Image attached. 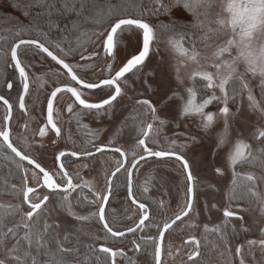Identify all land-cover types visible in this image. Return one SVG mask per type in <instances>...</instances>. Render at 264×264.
<instances>
[{
    "label": "snow or ice",
    "instance_id": "6c2138e0",
    "mask_svg": "<svg viewBox=\"0 0 264 264\" xmlns=\"http://www.w3.org/2000/svg\"><path fill=\"white\" fill-rule=\"evenodd\" d=\"M214 3H220L226 13L224 18H213L210 14V9L214 7ZM183 7L192 12L194 20L190 24H181L176 20H172L169 24L152 25L146 22L144 17L146 15L159 16L162 13H168L173 8ZM9 7L21 8L23 7L24 16H32L34 30L37 36L41 39H24V30L21 28L17 31L16 36L18 43L10 48L11 61L14 64V69L19 72L23 84L24 95L18 97L19 108L26 111L25 96L29 93V76L22 66L21 59L18 57V50L22 46H30L26 51L30 52L32 47L38 49L40 53L46 54L51 58L56 65L60 66V70L53 73L59 79L61 76L70 78L71 82L79 85L82 89H108L109 97L102 102L91 103L82 98V92L76 86H58L50 93V98L47 100V124L51 126L56 136L61 135V129L57 127L53 120V103L57 98L58 93H70L74 98V103L78 104L80 108L91 112L95 110L100 113L101 110L107 111L106 106H112L114 101L122 95V86H127V74L131 73L135 76L145 66V61L149 57L150 47L154 40L158 43V34L163 30L166 33H171L169 44L172 50L178 55V64L182 62H195L198 66L191 73L190 78L193 81V86L188 89L187 100L182 108V115L185 117L199 116L202 120V127L208 130L213 126L216 117L208 113L206 109L213 105L214 102L220 103L223 106L220 108V115L225 118V130L228 128L227 118L229 117V104L235 103L237 95H243L247 92V99L250 102V107L253 111L258 112L259 116H264V104L258 102L253 95L251 88L244 81V74L251 73L253 76H259L261 83L259 84L260 96L264 101V0H149L147 7H135L133 11L129 12L121 4L114 3L113 0H104L101 5L99 0H26L23 5L11 4ZM35 11V15H33ZM63 16L65 18L74 16V19L68 20L61 28L60 24L54 17ZM215 24V28L208 27V24ZM44 25L47 26V31H43ZM180 28H190L191 31H179ZM57 30L62 36V41H48V35L52 30ZM142 30L141 47L137 53L132 54L127 59L123 67L115 71L114 76L103 79L100 83L85 82L78 75V65L74 67L67 62L69 57L80 54L81 59L89 60L99 53L92 55H83L85 46L80 44L81 39L93 41L100 37L103 51L109 55L114 56L118 50V39L130 32ZM230 33V38L223 41L222 44H217L218 50L214 54V60L211 65L200 62V52L197 48L198 43L203 44L205 48L209 47V41H219L224 36ZM76 34L78 47L72 48L69 45L68 37ZM199 34V35H198ZM187 38V39H186ZM190 45L186 47L185 45ZM51 49V50H50ZM7 57L8 53H4ZM225 56L228 58L225 59ZM243 64L246 65V72L244 74L238 73V67ZM209 67L215 68V72L209 71ZM135 70V71H134ZM108 71L112 73V67L109 65ZM204 82L202 85L203 91L211 90L207 98H203L202 102L197 103V81ZM12 84H8L11 89ZM219 89L220 96L216 95L215 90ZM114 90V92H113ZM177 99H183L175 94L168 95L165 93L162 96V101L167 100L165 106L171 108L172 104ZM0 101L7 106L8 115L5 116V122L11 119L12 105L7 99L0 96ZM137 108L136 116L133 118L136 121L134 125L138 129V138L136 144L131 151L132 159L128 160V153L120 147L114 146L106 147L104 145H95L93 147L95 152L111 151L119 153L120 159L116 161L115 170L106 179L104 193L96 192L88 181L80 182L79 176L72 177L66 171V165L62 158L66 156L72 157H93L95 152L91 149H85L81 153L60 151L56 156V160L60 161L56 172L46 170L30 155L31 145L27 138L20 141L23 147L16 146L11 138V129L5 127L0 129V154L7 158V153L14 154L18 158L16 165L21 172V187L11 185L8 194L13 195L19 203L12 205L0 204V264H92L87 258L75 257L69 259L76 250V247L81 243L80 236L77 235L79 228L66 225L63 222L53 220L49 222V215L66 213L76 222H92L95 217L102 225L103 230L112 237H121L125 233L123 231L114 230L106 218V205L112 195V188L114 179L117 178V173L122 169L126 173V187L128 189L129 197L133 193V172L130 169H135L141 161L147 160L149 157L165 158L174 157L181 165L183 172L186 174V202L181 211L170 220H165L162 223V230L158 231L159 242L153 240V259L154 264H162L161 255L163 250L164 233L173 229L177 225V221H184L194 210V190L196 177L191 170V160L185 153L195 144V138H191V143L177 144L176 140L168 142V149L153 150L150 143L159 147L158 133L156 125H164L166 121L159 116L158 105L154 106L149 99H138L136 101ZM68 112L73 111L72 105H69ZM239 111V109H237ZM79 116V113H77ZM150 121V122H149ZM27 128V125H25ZM41 137L46 135L45 128L39 130ZM253 140L256 141V151H253V145L242 139L237 140L232 150L228 154L227 165L232 172L231 189L229 194L230 205L235 204L236 211L231 210V207L223 211V216L228 218V221H243L242 213L249 210L248 207H243L247 204L249 207L253 203L261 205V213L264 215V196L258 191L260 181H264V130H259L253 135ZM226 144V131L219 138L218 148ZM142 149L137 156L136 149ZM179 148V152L176 149ZM31 166V168L25 166ZM125 164L128 167H125ZM245 165L251 167H258L261 175L249 173L242 175L237 171L239 167ZM87 167V165H85ZM38 169V173L35 171ZM218 175H223L224 172L217 168ZM29 174L39 183L42 178V187L49 191L41 198L37 192V188L29 186ZM42 174V177L39 175ZM60 179H56V175ZM82 186H87L91 192L93 199L88 200L87 196H73L77 189ZM144 192L148 188L143 189ZM55 198L56 203L49 206L50 199ZM74 202L82 206H93L97 208L96 212L82 215L74 211ZM132 203L137 205L140 211V218L135 227H129V233H136L137 230H143L145 221L150 219L148 206L143 202H138L132 199ZM27 205V209L24 208ZM163 207V204L160 205ZM214 207V206H213ZM18 217V219H17ZM226 221L223 225L209 229L205 226L204 231L207 233L211 231L215 233L219 244H214V247L223 245L221 255L230 252L229 242L227 238V228L229 223ZM153 227L157 225L153 224ZM190 227H196L195 224H190ZM243 227V225H241ZM247 231V228L243 229ZM232 231L236 228L232 224ZM261 234L264 235V228L261 229ZM98 239V237H95ZM11 247H9V244ZM135 250L140 251L141 245L133 242ZM187 244L194 246V250L188 255L189 261L193 264H199L197 257L201 256L200 248L201 242L195 236H189L185 241ZM249 246H256V241H249ZM71 245L72 247H66ZM93 252L97 249L92 247ZM259 247L264 251V239L259 241ZM33 250L36 255L33 256ZM99 253L107 254L108 260L106 264H118L117 256L123 257L124 251H114L112 248L101 245L98 249ZM169 254L171 250L169 248ZM235 255L240 257V264H245L242 255V248L235 249ZM46 259L42 262L40 257ZM96 264H100V257H96ZM130 264L133 262L130 261ZM227 264H233L228 261Z\"/></svg>",
    "mask_w": 264,
    "mask_h": 264
},
{
    "label": "rangeland",
    "instance_id": "374dc122",
    "mask_svg": "<svg viewBox=\"0 0 264 264\" xmlns=\"http://www.w3.org/2000/svg\"><path fill=\"white\" fill-rule=\"evenodd\" d=\"M215 15V18H224L226 16L222 4L218 3ZM6 33V31H0V40L3 38V36H5ZM230 35L231 34L228 33L217 44H222L224 40L230 38ZM170 38L171 35L168 34L166 36L158 37V43L154 40L153 44L151 45L149 58L146 61L145 66H142V70L138 72L135 76L131 75L129 78H127V81L129 84L134 86V88H136L140 94H142L143 96L145 95L151 97L152 100H149L153 103L154 106L158 105L160 109V118L166 121L164 125H156L159 147L157 145H153L155 150L158 148L160 150L161 148L167 150L168 142L171 140H176L177 144H183L191 143V138H195L196 144L192 148L187 150L185 153V155L191 160V170L193 172V175L196 177L195 188L197 201L195 205V212L189 219L194 221L199 215L200 218H202L204 215L206 218H208V221L205 223L206 225L208 222L213 223L223 219V221L226 222L228 221V218H225L223 216V211L229 207H231V210L236 211V206L228 205L224 207V209H220V214L217 213L219 214L218 218L212 219V216H215L216 213H213L211 211V209H213L212 206L206 204L205 202L207 200L204 201V199L205 197H207L209 198V200L211 199L210 202L212 203L213 201H216L215 199L217 197H225L227 195L229 186L232 181V172L227 165L228 154L232 150L237 140L242 139L243 141L250 144V137L252 133L259 130H264V116H259V113L253 111L252 108L249 106L250 102L247 99V92H245L241 96V100L239 101L236 107H232L233 104L231 103L229 104L231 114L227 118V130H225V118L220 115V108L223 106L220 103L214 102L213 105H210L206 109L208 113H211L216 117L213 126L210 127L208 130H205L202 127L201 117L195 115L189 117L183 116L181 113L182 108L187 100L188 89L193 86V81L190 76L198 65L195 62L191 61L182 62L178 64V60L181 58H179L178 55L172 50V47L169 44ZM102 39L103 37L93 40L85 48V50H83V55L88 56L93 53L92 50L94 47L101 48L100 41ZM141 39V30L130 32L118 39V50L116 51V54L112 57H105V76L107 78H109L110 75L113 76L115 71H118L121 67H123L127 59L130 58L132 54L137 53L138 49H140L141 47ZM217 44L207 51H200L198 49L200 52L199 59L201 63H207L211 65L213 62H216L214 60V54L218 50ZM29 47L30 46H25L19 50V58L21 59L22 66L25 67V70L28 73L30 82L32 84L30 87V91L40 92L41 97L44 99L43 102L46 103L51 91H53L55 87H58L66 82L68 83L67 76L64 75L57 79V77L54 76L53 73L57 70H62L46 55L40 53L38 49L32 47V50L30 52L26 51V49ZM77 56L78 55H76L74 60L70 61L73 66L78 65L80 69H83L92 65V60L88 62L87 60L81 59V57L77 58ZM227 58L228 57L225 56V59ZM96 62H98V58ZM109 65H111L112 67L111 74L108 71ZM10 70L11 75L9 77V80L6 81V83L4 84L3 90L0 92L2 94L7 92L6 90L9 83L12 84V92H21L22 83L19 75L13 67L11 58ZM208 70L213 73L216 71L215 68L212 67H209ZM245 72L246 65L241 64L238 67V73L244 74ZM96 75L97 74H92L89 76L83 75V77L93 79L96 78ZM244 81L251 88L252 93L256 97L257 101L261 102L258 99L256 93L257 86L261 83V78L258 75L253 76L251 73H246L244 74ZM106 91V93L109 94V90L106 89ZM126 91L127 90L124 91L125 94H123L122 96L125 99L127 98ZM215 92L217 96L221 95L218 88L215 90ZM165 93H167L168 95L175 94L176 96L182 97L183 99L175 100L171 108H168L165 105L169 103V101H162V96ZM197 103H200L198 96ZM44 108L45 105L42 109V113ZM237 109H239V111H237ZM225 131L226 144L218 148L219 138L222 134H225ZM110 132V127H108L106 130V134ZM135 133L137 135V138H141L139 137L138 129L136 127ZM47 134L48 136L51 135L49 131H46V135ZM50 140L52 141V139ZM48 144L51 146L50 141ZM52 150L54 153H57L59 151L56 148ZM141 151L142 149H139V154ZM176 151L179 152V148H177ZM7 155L11 154L7 153ZM42 165L44 167L49 168L51 172L55 173L57 170L55 160L50 164L46 163ZM84 165H86V161L80 162L81 167H83ZM157 168H159L160 171H157ZM217 168H220L224 172V174L218 175L216 172ZM111 171H113V169H107L106 172L101 171L98 176L89 174L85 175V178L87 180L94 179L95 183L98 186L93 184L92 187L95 186L98 189V192L104 193L106 179L108 176H110ZM237 171L240 172L242 175L253 173L257 175V177L260 176L259 174L255 172H250L247 169L241 170V168H238ZM159 173L161 174L159 175ZM57 176L60 178L58 174ZM185 176L186 175L183 172L180 163L172 159H166L163 161H146L139 166L137 171V179L139 180V183L143 181L142 189H144L145 187L148 188V191L145 194L150 195L151 197H157V202L159 201L160 203H162L163 198L158 197L160 193H162L160 192L158 183L160 181V178L164 179L165 184L163 186V189L164 191H166L167 201L169 203H172L171 205H174L173 210L168 212L170 214L179 213L186 202ZM38 185L39 183H37L36 179L33 178L31 174H29V186L37 188ZM200 191L203 192L202 196L205 197H200ZM258 191L262 196H264V181H260ZM38 194L42 198L43 195H45V192L44 190H41L38 191ZM80 196H87L88 200L93 199L92 195L81 194ZM55 203V198L50 199V208L51 205H54ZM113 203L125 215L123 219V222L125 221V223H122L123 226H132L136 222V218L137 216L139 217L140 213L130 203L127 193L124 191L120 195H116ZM76 205L77 204H74L75 211H77L78 209ZM51 215L57 220V222H63L65 224L71 218L67 216L66 213H61L59 215ZM242 215L244 216V220L243 223H240L238 225L240 227L237 228V223H234V225L236 226V229L238 230L239 234L245 232L242 230L240 231V229H249V234H247V231L244 233L245 236L240 237L241 241L245 237L246 243L241 242L244 243L242 245L239 242L236 236V232H234L235 234H233L235 238H231V233L228 234L227 237L229 242V248L231 249L228 256L237 263L240 259L236 258L237 256L235 255V249L237 247H241L245 264H260V262L257 260V256L255 253L259 248V241L261 239H264V235L261 234V229L264 228V215H262L261 213V205L256 203V206L242 213ZM71 220L73 219L71 218ZM151 221L152 222L148 224V227L146 224L145 228L139 232V235L134 237L135 242L141 245V250L143 251V254L138 259V262H140V264H146L151 259V245L148 243H150L149 241H153L154 239L155 241H157L158 231L160 229V226L162 225V222L159 220V218L154 215L152 216ZM201 222L203 223L202 220ZM232 222L234 221H228L229 224L231 223L230 225L233 224ZM82 224L76 223L77 228L80 229L79 232L81 236L86 232H88V234L90 235L91 232L92 234H97L99 238L103 236L100 225H96L94 222H92L91 225L89 223L88 225L90 226H85ZM153 224L157 225V227H153ZM241 225H243V227H241ZM91 240L94 241L96 245L114 247V244L109 243V245L101 239L97 240L92 238ZM204 240L206 241V239ZM249 241H256V246L250 247L248 244ZM121 249L125 253L127 252L130 256L131 254H134L136 252L135 245L132 243H123ZM208 258L211 260V262L213 261L212 264H227L226 261L221 257L220 253H216V255H212V257ZM122 259V257H119V262L122 261ZM208 264H210V262Z\"/></svg>",
    "mask_w": 264,
    "mask_h": 264
},
{
    "label": "flooded vegetation",
    "instance_id": "af4514ba",
    "mask_svg": "<svg viewBox=\"0 0 264 264\" xmlns=\"http://www.w3.org/2000/svg\"><path fill=\"white\" fill-rule=\"evenodd\" d=\"M92 51L93 53H91L90 55L97 53V52L99 53V55L94 56L93 59L87 60L88 62L92 60L93 62L92 65L85 67L83 69H80L79 67L77 71H78V75L85 82L100 83L103 79L107 78L105 76L104 62H105V57L109 55H107L103 51L102 47L101 48L94 47ZM75 57L76 55H74L73 57H69L67 62L70 63V61L74 60ZM78 57H81V56L78 55L77 58ZM109 57H112V56H109ZM97 58H98V62H96ZM92 74H97L96 78L90 79V78L83 77V75L89 76ZM131 75L132 74L129 73L126 76V79L129 78ZM67 80H68V83L67 82L63 83L60 86H76L77 89L82 92V98H84L87 102H91V103L102 102L104 99L109 97V94L106 93L107 92L106 88L103 90L101 89H82L79 85H75V82H71L70 78L67 77ZM21 83H22V80H21ZM29 85L30 87L32 85L30 82V79H29ZM30 87H29V93L26 95V98L24 101L26 105V111L20 110L19 101H18V97L23 95V84L21 85V92L14 93L12 92V87L11 89H9L7 86V90H6L7 92L4 94H0L2 97L7 99L9 103L12 105V115H11V119L8 120L9 121V127H8V121L5 122V119H4L5 116L8 115L7 106L4 105L3 102L0 101V129L4 128L6 124L7 127L11 129V138L15 142L16 146L18 147L22 148L23 145H21L20 141L27 138L29 144L32 146L30 150V155L36 158V160L41 164L42 167H44L42 164H46V163L50 164L55 160L56 168L58 169L59 162L56 160V156L59 154L60 151H65V152L75 151L77 153H81L85 149H91L93 152H95V147H93V143H89V141H93L95 145H104L109 148L112 147L113 142H115L114 146L120 147L122 150L128 153V157H127L128 160L132 159L131 151L133 149V146L136 144L138 140L137 135L135 133V126H134L136 124V121L133 119L136 116V111H135V109L137 108L136 101L138 99H151V97H148L145 95L143 96L142 94L139 93V91L136 88H134V86L129 84L127 81V86H122L121 97H118L117 101H114L112 106L110 107L106 106L107 108L106 112L104 110H101L100 113H97L95 110H92L91 112H89L88 110H84L80 108L78 104L74 103V98L71 97L70 93L61 92L57 95V98L53 103V120L56 123L57 127L61 129V135L57 137L55 132L52 131L51 126L47 124V102L46 103L43 102L44 99L41 97L40 92L30 91ZM125 90H127L126 99L122 97L123 94H125L124 93ZM44 105H45V108L42 113V109ZM69 105H72L73 107V111L71 113L67 111ZM44 111H45V114H44ZM77 113H79V116H77ZM25 125H27V128L25 127ZM108 127H110L111 132L106 134V130ZM41 128H45V130L49 131L51 135L48 136L47 134L41 137L39 135V130ZM50 139H52V141ZM49 141L51 142V146L48 144ZM150 147H152L153 150H155V148L153 147V144L151 143H150ZM54 148L58 149L59 151L57 153H54L52 150ZM156 150H160V149L158 148ZM136 151H137V156H138L139 148H137ZM11 155L14 156V154H11ZM120 159H124V158L120 157L119 153H113L111 151H106L100 154H95L93 157L66 156L62 158V161L66 165V169H67L66 171L72 177L75 178L79 176L81 178L80 181L74 180V182H80L83 185V181L87 180L85 178V175L92 174V175L98 176V174L101 173V171L106 172L107 169H113L114 171L116 167V161ZM155 160L163 161L157 158H150L145 161H142L135 169H130L133 172L132 180H133V193L134 194H137V195L140 194L139 193L140 183H139V180L137 179V171H138L139 166L146 161H155ZM82 161H86L87 167H85V165L83 167L80 166V162ZM25 165L27 166V164ZM125 167H128V165L126 164ZM44 168L46 170H49V168L47 167H44ZM35 171L38 173L37 170ZM113 171H111V173ZM39 175L42 177V174H39ZM55 178L58 180L60 179L57 175L55 176ZM90 180L88 179L87 181L90 182L91 185L95 184L96 186H98L95 183L94 179H90ZM123 180L125 181L124 184L122 183ZM40 185H42V178L40 179V182L37 188L39 189L38 191L44 190L46 194L49 190ZM93 188L96 192H98V189L95 186H93ZM124 191L127 193L128 199L130 201V198L128 195V189L126 187V173L124 170H122L117 174V178L114 179L112 195L110 197L109 204L106 208V218L114 230L126 232L129 227L123 226V224L125 223V221L123 222L125 215L113 203L115 196L120 195ZM81 194L82 195L84 194L92 195L87 186H82L81 188L77 189L76 193H73L74 197L81 195ZM133 197L135 198L134 195ZM136 200L138 202H143L146 204V206H148L150 219L145 222V225L147 224V227H148V224L152 222L151 219L153 215L158 217L159 220L163 223L165 220H170V218H173L176 214H178V213H172V214L168 213L169 211L173 210L174 205H171L172 203H169L167 201V197H163L162 203L158 201L160 204L158 202L149 203V202H146L140 199H136ZM196 201H197V195H196V188H195V199H194L193 212L190 213L189 216L186 217L183 222L178 221L177 225H174L173 229H170L164 237L162 264H193V262L189 261L188 255L191 251L194 250V246L191 244L185 243V241L188 240L189 236H195L201 242V248H200L201 256L197 257V261H199V264H208L209 262L210 264H212L213 261L211 262V260L208 257H212V255H216V253H220L221 255V250L223 248L222 245H220L219 247H214L213 240L209 238L205 241L204 240L205 237L201 235L203 223L201 221L198 222V221H195V220L193 221L189 219L195 212ZM170 202H171V199H170ZM130 203L132 204L131 201ZM74 204H77L76 207H78L76 212L82 215H88L89 213H93L97 211V208L93 206H82L79 203H74ZM161 204H163V207L160 206ZM132 205L140 213L138 207L135 206L134 204ZM140 215L141 214H139V217L137 216L136 222L131 227L136 226V224L138 223V219L140 218ZM223 220H220V221L218 220L217 222H213V223L208 222L207 225L205 226H207L209 229L213 227L221 226L225 223V221ZM92 222H94L96 225L101 226V231H102L103 236L100 238L99 236H97L98 239L99 240L101 239L107 244L109 243L114 244V247H110L114 251L121 250L123 243L124 244H128V243L134 244L133 243L135 241L134 237L138 236L139 232L141 231V230H138L136 233H133L128 236L112 237L110 234L106 233L105 230H103L102 225L99 223V221L95 217H93ZM92 222H84V223L89 224ZM238 222L243 223V221H234L232 223L238 224ZM190 224H195L196 227H192V228H196L198 231L189 230ZM230 224H229V227L227 228V235L231 233L232 234L231 238H235V236L233 235L235 233L232 231V225ZM159 230H162V225L160 226ZM242 231L244 230L242 229ZM247 231L245 232L249 234V229ZM235 232H236V236L239 242L246 243L245 237L242 241L240 239L241 236H245L244 234L245 232L244 233L242 232L241 234H239L237 229ZM158 241H159V236L157 238V242ZM149 242L150 243L148 244L151 245V253H150L151 259L149 260L150 263L148 261L146 264H154V259H153L154 249L152 246L153 241L151 240ZM241 244L243 245L244 243H241ZM97 246L99 248L101 245H97ZM169 248L171 250V254H169ZM142 254H143L142 250H140L139 252L136 251L134 254H131V256L126 252L125 255L122 257L123 262L122 261L119 262L118 260L119 257L121 256H117L116 259H117L118 264H130V261L133 262V264H140V262H138V259L140 258ZM255 254L257 256V260L260 262V258L258 254L257 253ZM98 255L100 257L108 259L107 254L99 253ZM228 255H229V252L225 253L224 255H221V257L226 261V263L228 261H232L233 264H240V260H238V262L236 263ZM236 258L240 259V257H236Z\"/></svg>",
    "mask_w": 264,
    "mask_h": 264
},
{
    "label": "trees",
    "instance_id": "16d2710c",
    "mask_svg": "<svg viewBox=\"0 0 264 264\" xmlns=\"http://www.w3.org/2000/svg\"><path fill=\"white\" fill-rule=\"evenodd\" d=\"M26 2V0H0V31H6L7 33L3 38L0 40V92L3 90L4 84L6 81L9 80V77L11 75V70H10V48L14 46L18 42V38L16 36V33L18 30L23 28L24 30V39H41V42H44L42 38L37 36L36 31L34 30V24L36 23L33 21L32 16H24L23 15V7L21 8H12L9 7L11 4H20L23 5ZM100 4L102 5L104 0H99ZM114 3L121 4L124 8H127L129 12L133 11V9L137 6L139 7H147L149 6V0H113ZM218 3H214V7L210 9V14L213 18H215V13L217 10ZM33 15H35V11H33ZM58 23L60 24V27L62 28L64 24L68 23V20L74 19V16H69L67 18L63 16H58L54 17ZM146 22H149L152 25H160V24H169L172 20H176L181 24H190L193 20V14L192 12L188 11L187 9H184L182 6L180 8H173L171 9L168 13H162L159 16L156 15H146L144 17ZM208 27L215 28L216 25L209 23ZM9 28V29H8ZM8 29V30H7ZM43 31H47V26L44 25ZM179 31H191L192 29L190 28H180L178 29ZM171 33H166L163 30L158 34V37L161 36H166ZM199 35V34H198ZM187 39V38H186ZM63 36L57 31V30H52L49 35H48V41H62ZM68 40L70 41L69 45H62V46H70L72 48L78 47L77 45V36L76 34L70 35L68 37ZM222 40V39H221ZM219 41H209L208 43L210 44L209 47L205 48L203 44L197 45V48L200 51H207L213 48ZM92 41H87L86 39H81L80 44H83L85 48L91 43ZM187 47L190 48V45L186 44ZM51 50V49H50ZM4 53H8L7 57H5ZM80 55V54H76ZM204 82L202 81H197V96L199 101L201 102L203 98H207L208 95H210L211 90L208 91H203L202 90V85ZM256 93L258 96V99L264 104V101H262L261 96H260V89L259 85L257 86ZM2 94V93H0ZM241 100V95H237L235 98V103L232 105V107H236ZM232 104V103H231ZM258 131H255L252 133L250 137V144L253 145V151H256V141L253 140V135L257 133ZM16 157L13 155H7V158H4L3 154H0V204L8 205L12 204L15 205L19 203V201L11 194H8L11 189V185H16L17 188L21 187V172L18 170L17 165H16ZM242 169H247L250 172H255L259 175L260 169L258 167H251L248 165H245L243 167H239ZM157 171L159 168L156 169ZM160 171V170H159ZM154 174V173H153ZM161 173H159L160 175ZM152 177V175H151ZM124 180L122 183L124 184ZM164 179L160 178V181L158 183L159 189H160V195L158 197H166V191H164L163 186H164ZM143 186V181L140 182V187H139V195L134 194L136 199H140L149 203H157L158 198L157 197H151L150 195H147L143 192L142 189ZM230 189H231V184L229 186L227 195L225 197H217L215 202L213 201L212 203L210 202L209 198L202 196L203 192L200 191V197H205L204 201L207 200L205 203L212 206L213 209L211 211L213 213H216V215L212 216V219L218 218V215L220 214V209H224V207L230 205L229 202V194H230ZM224 198V199H223ZM201 200V198H200ZM227 200V201H226ZM210 202V203H208ZM235 206V204H232ZM214 206V207H213ZM243 207H248L249 209H252L254 206H256V203L254 202L251 207H249L247 204H243ZM24 208L27 209V205H24ZM215 209V210H214ZM219 213V214H217ZM18 219V217H17ZM49 222H52L53 220H56L51 214L48 217ZM206 219V220H205ZM203 221V227H202V233L201 235L205 237V239H211L213 240L214 244H219V241L217 239V236L215 233H212L211 231L205 232V223L208 221V218H206L204 215L202 218H200V215L195 219V221ZM57 221V220H56ZM68 222V224H67ZM66 222L67 225L74 226L73 231L75 232V228H77L76 223H80L85 226H90L87 223L84 222H76L74 220H71V218ZM65 224V223H64ZM240 223L238 222L237 228L240 227L238 226ZM93 227V226H92ZM87 230V229H86ZM189 230L191 231H198L196 228L189 227ZM242 229H240L241 231ZM87 233V234H86ZM84 233L82 236L80 235V232L76 233L77 235L80 236L81 243L76 247L75 252L69 259H73L75 257L81 258H87L92 262V264H96V257L99 256L98 252V246L92 241L91 239L97 237V234H88V232ZM87 235V236H86ZM95 235V236H94ZM211 236V237H210ZM228 236V235H227ZM228 238V237H227ZM14 243L11 242L9 244V247H11V244ZM89 245H92L95 249H97L96 252L92 251V248L89 247ZM66 247H72L71 245H66ZM223 247V245H222ZM260 258V263L264 264V251L260 249V247L257 249L256 252ZM33 256L36 255V252L33 250ZM100 257V256H99ZM41 261L43 262L46 258L41 256L40 257ZM108 259L100 257V264H106V261Z\"/></svg>",
    "mask_w": 264,
    "mask_h": 264
},
{
    "label": "water",
    "instance_id": "95a60500",
    "mask_svg": "<svg viewBox=\"0 0 264 264\" xmlns=\"http://www.w3.org/2000/svg\"><path fill=\"white\" fill-rule=\"evenodd\" d=\"M142 31V30H141ZM18 43V42H17ZM22 47H24V46H22ZM20 50V49H19ZM19 50H18V57H19ZM150 50H151V47H150ZM44 54V53H43ZM44 55H46V54H44ZM49 58V57H48ZM50 60H51V58H49ZM148 59V58H147ZM146 59V60H147ZM54 62V61H53ZM146 62V61H145ZM13 63V62H12ZM14 65V64H13ZM59 66V65H58ZM60 67V66H59ZM18 72V71H17ZM18 74H19V72H18ZM128 75V74H127ZM21 78V77H20ZM59 94V93H58ZM23 95H24V92H23ZM1 96V95H0ZM25 98H26V96H25ZM2 102V101H1ZM11 115H12V110H11ZM8 127H9V121H8ZM95 154H100V152H96ZM150 158H155V157H149V158H147V159H150ZM18 159V158H17ZM157 159H159V160H166V159H172V160H175V158L174 157H165V158H157ZM59 163H60V161H58ZM142 162V161H141ZM140 162V163H141ZM25 164H26V162H24ZM125 166H126V164H125ZM31 167V166H30ZM37 171H38V169H36ZM123 170V169H122ZM121 170V171H122ZM118 174V173H117ZM186 175V174H185ZM39 189L37 188V191H38ZM111 197V196H110ZM130 198V201L132 202V199H135L133 196L132 197H129ZM194 199H195V190H194ZM109 201H110V198H109ZM109 201H108V203H107V205H106V208H107V206H108V204H109ZM133 204V203H132ZM135 205V204H134ZM135 206H137V205H135ZM186 218V217H185ZM184 218V219H185ZM146 222V221H145ZM178 222V221H177ZM139 230V229H138ZM137 230V231H138ZM125 233V235L124 236H128V235H131V234H133V233H129L128 231H126V232H124ZM166 233L167 232H165L164 233V237H165V235H166ZM121 237H123V236H121ZM159 242V241H158ZM162 258H163V250H162V255H161V261H162Z\"/></svg>",
    "mask_w": 264,
    "mask_h": 264
}]
</instances>
